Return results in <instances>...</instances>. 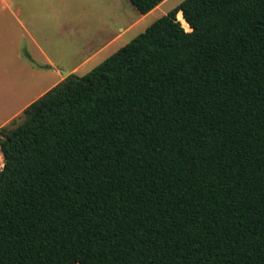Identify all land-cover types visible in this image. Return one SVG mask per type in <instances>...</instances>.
Masks as SVG:
<instances>
[{"label":"trees","instance_id":"obj_1","mask_svg":"<svg viewBox=\"0 0 264 264\" xmlns=\"http://www.w3.org/2000/svg\"><path fill=\"white\" fill-rule=\"evenodd\" d=\"M22 114L0 264H264V0H184Z\"/></svg>","mask_w":264,"mask_h":264},{"label":"rangeland","instance_id":"obj_2","mask_svg":"<svg viewBox=\"0 0 264 264\" xmlns=\"http://www.w3.org/2000/svg\"><path fill=\"white\" fill-rule=\"evenodd\" d=\"M5 1L12 5H32L31 9L37 15H44L46 23L52 18L54 0ZM182 1L184 0H166L163 2L159 9L153 11L147 18L140 20L137 25L124 33L104 52L82 65L75 75L82 77L88 74ZM87 6H90L91 9ZM24 9L22 16L25 18L30 15L28 10L30 8ZM139 17L129 0H57V28L60 25L65 28H63L61 35L57 32V56L53 60L54 63L57 67L64 69L63 71L83 63L89 50V48L84 49V40L89 36L91 26L99 28L101 24L113 26L118 23L127 25ZM11 26L16 29L18 37L13 43H8L5 31ZM22 50L30 51L29 54L33 59L29 60L16 56L6 59L7 53L16 55L20 54ZM0 54V125L7 121L5 126L10 130L23 121V110L34 102L41 93H45L52 78L46 76L49 74L50 68L47 61L40 58L33 48V44L22 35L21 27L12 19H0ZM7 62L11 65V83L6 77Z\"/></svg>","mask_w":264,"mask_h":264},{"label":"crops","instance_id":"obj_3","mask_svg":"<svg viewBox=\"0 0 264 264\" xmlns=\"http://www.w3.org/2000/svg\"><path fill=\"white\" fill-rule=\"evenodd\" d=\"M161 5L162 3L146 15L139 14L133 7L140 17L135 18L127 25H122L118 23L113 26L101 24L99 28H94V26H91L90 34L84 40V49L89 48V50L87 51L88 55L85 57L83 63L73 68H68L66 69V71H63L64 69L57 67L56 63H54L53 61L57 56V32L61 35L63 32V28H65L62 25L57 28V0H54L52 18L48 23H46L43 14L37 15L31 9L32 5H12L5 0H0V19L8 18L18 23V25L21 27L22 35L29 39V41L33 44V48L39 54L40 58L46 60L49 64V74H46V76L51 77L52 81L49 87L46 89V93L48 90H50L55 85L65 79V77L61 74L62 71L67 72L68 75H75L82 65L88 62L94 56H97L98 54L104 52L106 48H108L114 42L120 39V37L124 33L132 29L135 25H137L140 20L147 18L150 14H152L153 11L159 9ZM26 7L30 8L28 9L30 11V15L24 18V16H22V13L25 10L24 8ZM87 8L91 9L90 6H87ZM5 33L6 41L8 43H13L17 40L18 33L16 29H14V27L11 26L7 28ZM82 51L84 50L82 49ZM29 53L30 51L28 50H22L20 54L16 55L12 53H7L6 59H9L11 56H16L19 58L24 57L29 60L33 59ZM10 68L11 65H9V63L7 62L6 77L7 80L11 83L12 71ZM43 94L44 93H41L39 97H41ZM6 122L7 121H5V123H2L0 125V128L4 127L6 125Z\"/></svg>","mask_w":264,"mask_h":264},{"label":"bare ground","instance_id":"obj_4","mask_svg":"<svg viewBox=\"0 0 264 264\" xmlns=\"http://www.w3.org/2000/svg\"><path fill=\"white\" fill-rule=\"evenodd\" d=\"M164 2H166V0ZM177 20L181 23L182 27L185 28V30H190L187 23L184 21L181 12L177 14Z\"/></svg>","mask_w":264,"mask_h":264},{"label":"built area","instance_id":"obj_5","mask_svg":"<svg viewBox=\"0 0 264 264\" xmlns=\"http://www.w3.org/2000/svg\"><path fill=\"white\" fill-rule=\"evenodd\" d=\"M3 166V156L0 150V168Z\"/></svg>","mask_w":264,"mask_h":264},{"label":"water","instance_id":"obj_6","mask_svg":"<svg viewBox=\"0 0 264 264\" xmlns=\"http://www.w3.org/2000/svg\"><path fill=\"white\" fill-rule=\"evenodd\" d=\"M61 74H62V76H64V77H67V75H68L67 72H63V71L61 72Z\"/></svg>","mask_w":264,"mask_h":264}]
</instances>
